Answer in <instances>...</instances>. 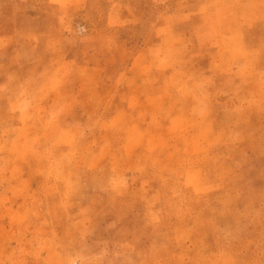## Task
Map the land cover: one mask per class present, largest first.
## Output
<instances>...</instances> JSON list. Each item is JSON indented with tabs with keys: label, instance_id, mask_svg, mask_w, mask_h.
<instances>
[{
	"label": "rangeland",
	"instance_id": "1",
	"mask_svg": "<svg viewBox=\"0 0 264 264\" xmlns=\"http://www.w3.org/2000/svg\"><path fill=\"white\" fill-rule=\"evenodd\" d=\"M5 2L0 264H264V0Z\"/></svg>",
	"mask_w": 264,
	"mask_h": 264
},
{
	"label": "crops",
	"instance_id": "2",
	"mask_svg": "<svg viewBox=\"0 0 264 264\" xmlns=\"http://www.w3.org/2000/svg\"><path fill=\"white\" fill-rule=\"evenodd\" d=\"M21 2H27L32 0H19ZM47 4L57 7L63 11L71 10V15L81 11V10H88L89 7V0H46ZM6 2L4 0H0V8L6 7ZM126 20H121V17L117 18V21L114 23L115 26L123 25V24H133L137 23L136 18H130L127 16ZM114 28V27H113Z\"/></svg>",
	"mask_w": 264,
	"mask_h": 264
}]
</instances>
